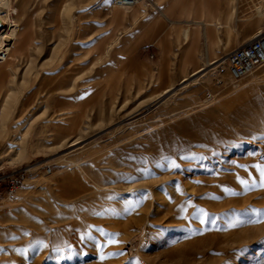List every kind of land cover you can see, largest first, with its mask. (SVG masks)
<instances>
[{
    "label": "rangeland",
    "instance_id": "374dc122",
    "mask_svg": "<svg viewBox=\"0 0 264 264\" xmlns=\"http://www.w3.org/2000/svg\"><path fill=\"white\" fill-rule=\"evenodd\" d=\"M112 1L0 0V264H264V64L224 65L264 0H216L211 65L206 0Z\"/></svg>",
    "mask_w": 264,
    "mask_h": 264
},
{
    "label": "built area",
    "instance_id": "2783aa9c",
    "mask_svg": "<svg viewBox=\"0 0 264 264\" xmlns=\"http://www.w3.org/2000/svg\"><path fill=\"white\" fill-rule=\"evenodd\" d=\"M137 0H113L112 6L126 7L133 5ZM264 64V30L243 46L226 55L224 65L235 84L245 78L257 67ZM47 171H49L47 169ZM29 171L21 168L9 170L0 169V202L13 198L17 188L21 185Z\"/></svg>",
    "mask_w": 264,
    "mask_h": 264
},
{
    "label": "crops",
    "instance_id": "0c3cea01",
    "mask_svg": "<svg viewBox=\"0 0 264 264\" xmlns=\"http://www.w3.org/2000/svg\"><path fill=\"white\" fill-rule=\"evenodd\" d=\"M206 1H207V6L203 10L198 9V6H197L198 2H194V4H193L194 8L191 9V12L194 14H198L199 12H201L200 15H194L193 16V18L195 19L193 21V23L196 26L197 25H204L205 26L204 39L206 42V47H205V50L203 51V53H201V56H196L193 54L192 57H190V61L200 60V61H204V63H205L208 59L211 61H215V60L219 59L218 58L219 56L217 54H215V51L212 48H210V46H208V40L212 41V42L215 41V34L214 33H215V31L220 29L222 22L224 20V15H226V13H227V7H226V9H224V11H221V10H219V8H216L217 7L216 0H206ZM179 3H181V2H179ZM165 8L166 7H164V9ZM167 8H169L168 5H167ZM157 9H159L160 13H165V12H168V10H169V9L163 10L162 8L161 9L157 8ZM171 12L174 15H178V14H181L183 12H186V10L184 9V6L178 5V7L174 11H171ZM189 35H190L191 39L193 40L192 43L194 41H197L198 39H200V32L199 31H197V30L191 31L190 28L183 29V31H182L183 40H185V41L188 40ZM216 43L223 45V42L219 38H217ZM243 44L244 43H242L241 45H243ZM241 45H239V46H241Z\"/></svg>",
    "mask_w": 264,
    "mask_h": 264
},
{
    "label": "bare ground",
    "instance_id": "6f19581e",
    "mask_svg": "<svg viewBox=\"0 0 264 264\" xmlns=\"http://www.w3.org/2000/svg\"><path fill=\"white\" fill-rule=\"evenodd\" d=\"M141 0H137V2L133 5H130V6H126V7H114L115 9H129V8H132L134 7L135 5H137ZM256 12L258 14V16H261L262 15V11H261V7H257L256 8ZM262 31H259L256 35H258L259 33H261ZM0 60L4 57V54L5 52L7 51V47L11 44V37L13 36L14 34V30L12 28H7L6 30H0ZM255 35V36H256ZM254 36V37H255ZM253 37V38H254ZM244 45V44H243ZM241 45V46H243ZM239 46V47H241ZM237 47V48H239ZM236 48V49H237ZM235 50V49H234ZM218 60H215V61H210L209 59L207 60V65H211V64H214V63H217ZM200 71H202V68L198 69L197 71H195L193 73V75L199 73ZM185 80V79H184ZM1 169V168H0ZM22 184V183H21Z\"/></svg>",
    "mask_w": 264,
    "mask_h": 264
},
{
    "label": "snow or ice",
    "instance_id": "6c2138e0",
    "mask_svg": "<svg viewBox=\"0 0 264 264\" xmlns=\"http://www.w3.org/2000/svg\"><path fill=\"white\" fill-rule=\"evenodd\" d=\"M262 174H264V173H262Z\"/></svg>",
    "mask_w": 264,
    "mask_h": 264
}]
</instances>
